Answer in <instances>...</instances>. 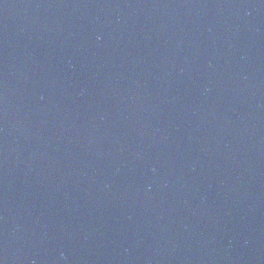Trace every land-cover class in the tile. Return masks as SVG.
Instances as JSON below:
<instances>
[{
    "label": "water",
    "instance_id": "obj_1",
    "mask_svg": "<svg viewBox=\"0 0 264 264\" xmlns=\"http://www.w3.org/2000/svg\"><path fill=\"white\" fill-rule=\"evenodd\" d=\"M0 264H264V0H0Z\"/></svg>",
    "mask_w": 264,
    "mask_h": 264
}]
</instances>
